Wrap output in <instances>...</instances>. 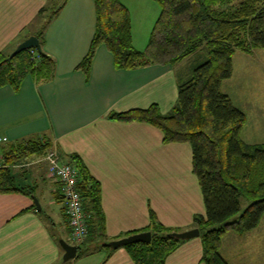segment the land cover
Returning a JSON list of instances; mask_svg holds the SVG:
<instances>
[{
  "label": "crops",
  "instance_id": "crops-1",
  "mask_svg": "<svg viewBox=\"0 0 264 264\" xmlns=\"http://www.w3.org/2000/svg\"><path fill=\"white\" fill-rule=\"evenodd\" d=\"M45 3L0 1L1 54L37 34L32 27ZM95 23L93 0H67L44 31L41 50L54 61L50 77L27 75L18 91L0 87V165L7 162L19 189L0 193V264H135L124 247H101L83 256L77 251L75 258L62 260L59 241H72L64 203L48 172L49 149L61 163L71 164L76 156L99 185L105 242L149 231L150 212L175 232L198 228L193 219L205 214L191 146L164 143L161 131L147 123L108 117L152 104L168 113L176 103L178 81L189 76L179 70L188 59L173 66L118 69L100 44L84 74L77 67L88 53ZM234 74L233 67L220 90L238 108L224 90ZM38 139L49 145L44 153L5 158L20 143ZM262 221L264 215L255 229L222 236L219 252L228 264H264ZM202 251L199 236L180 241L164 264H203Z\"/></svg>",
  "mask_w": 264,
  "mask_h": 264
},
{
  "label": "trees",
  "instance_id": "trees-1",
  "mask_svg": "<svg viewBox=\"0 0 264 264\" xmlns=\"http://www.w3.org/2000/svg\"><path fill=\"white\" fill-rule=\"evenodd\" d=\"M67 0H61L35 35L43 46L44 31ZM95 32L88 53L78 65L84 74L98 45L113 55L118 69L134 70L152 65H175L204 48L205 56L192 73L178 81L176 103L166 114L157 104L145 109L111 113V120L144 122L162 133L164 143H188L192 150V170L197 177L205 214L196 215L194 225L202 241L203 264H228L220 255L222 236L228 231L241 235L255 229L264 215V143L248 144L241 140L244 113L221 92L222 81L232 76V56L236 50L249 52L264 48V0H242L226 8L229 0H153L161 12L151 29L147 46L137 50L132 44L128 9L120 0H93ZM225 3V4H224ZM47 9L42 8V15ZM0 53V87L18 91L23 79L50 77L54 61L42 50L22 51L10 61ZM49 145L41 139L20 143L5 156L15 159L44 153ZM46 149V150H45ZM78 189L87 214V237L79 245L78 256L106 248L100 187L73 156ZM9 163V161H8ZM7 162L0 165V193L14 188ZM241 199L249 205L240 212ZM237 216V217H235ZM151 241L129 244L135 264H164L181 240L169 236L150 212ZM132 235V234H130ZM128 235V236H130ZM127 237V236H126ZM109 249V248H106ZM111 250V249H109Z\"/></svg>",
  "mask_w": 264,
  "mask_h": 264
},
{
  "label": "rangeland",
  "instance_id": "rangeland-1",
  "mask_svg": "<svg viewBox=\"0 0 264 264\" xmlns=\"http://www.w3.org/2000/svg\"><path fill=\"white\" fill-rule=\"evenodd\" d=\"M120 1L127 6L131 18L133 46L139 51L144 50L161 8L153 0ZM221 1L218 0V3ZM241 1L229 0L226 8L232 4H239ZM223 2L225 1L220 3L221 6H223ZM59 3H61V0H46L44 8L47 10L42 15L39 14L40 16L37 18L36 23L33 24L32 29L42 30L48 16ZM203 50L204 48L200 47L198 51L186 58L188 60L179 67V70L187 71L188 75H190L194 67L192 65L201 62L203 56H205ZM233 67L235 74L230 81L225 83L224 90L230 93L235 105L245 115V124L240 132V138L248 144L264 143V48L254 49L249 52L236 50L232 56V69ZM249 203V200L241 199L240 212ZM262 224H264L263 221ZM71 245L74 244L72 243Z\"/></svg>",
  "mask_w": 264,
  "mask_h": 264
},
{
  "label": "built area",
  "instance_id": "built-area-1",
  "mask_svg": "<svg viewBox=\"0 0 264 264\" xmlns=\"http://www.w3.org/2000/svg\"><path fill=\"white\" fill-rule=\"evenodd\" d=\"M5 141L6 139L3 138ZM50 177L58 186V192L64 203V212L72 243L77 246L87 237V214L78 189V173L75 166L61 163L54 150L45 154Z\"/></svg>",
  "mask_w": 264,
  "mask_h": 264
},
{
  "label": "water",
  "instance_id": "water-1",
  "mask_svg": "<svg viewBox=\"0 0 264 264\" xmlns=\"http://www.w3.org/2000/svg\"><path fill=\"white\" fill-rule=\"evenodd\" d=\"M34 50L37 53L41 52V46L39 40L36 36L31 35L21 43H19L16 48L5 58V61H10L17 54L22 51ZM36 208L39 209L38 202L35 200ZM169 236L174 237L176 240H189L199 236V230L197 228H192L190 230L182 232H171ZM151 241V233L148 231L132 234L127 237L120 238L118 240L109 241L105 246L112 250L125 247L129 244L135 243H149ZM59 244L64 251L62 260L67 261L73 259L77 255L78 248L75 245H71L64 240H60Z\"/></svg>",
  "mask_w": 264,
  "mask_h": 264
}]
</instances>
